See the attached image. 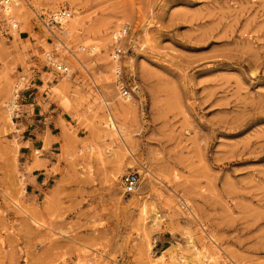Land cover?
<instances>
[{
	"label": "rangeland",
	"instance_id": "rangeland-1",
	"mask_svg": "<svg viewBox=\"0 0 264 264\" xmlns=\"http://www.w3.org/2000/svg\"><path fill=\"white\" fill-rule=\"evenodd\" d=\"M11 7L24 17L11 30L0 9V264H264V0ZM63 8L78 24L70 36L42 23ZM116 45L123 55L110 66ZM117 64L137 87L128 101L107 84ZM36 70L51 85L39 92L64 116L46 180L32 190L16 122ZM104 100L132 104L117 132ZM41 141L34 160L48 149ZM128 172L139 181L125 195Z\"/></svg>",
	"mask_w": 264,
	"mask_h": 264
},
{
	"label": "crops",
	"instance_id": "crops-1",
	"mask_svg": "<svg viewBox=\"0 0 264 264\" xmlns=\"http://www.w3.org/2000/svg\"><path fill=\"white\" fill-rule=\"evenodd\" d=\"M38 70L34 73V78L38 82H32L26 88L23 103L20 104V118L16 122V126L21 130L18 135L19 147L17 150V160L19 167L23 169L27 178V184L35 189V186L43 184L46 180L45 170L50 166L53 156V146L56 141L52 140L58 137L56 131L60 120L64 116L62 107H60L56 99L50 98L48 89L51 85L48 83ZM42 82L46 83L47 90L39 92V88L43 86ZM54 85V84H52ZM42 135H41V134ZM48 137L50 143L48 149L42 152L41 156L34 160V150H42V138ZM40 146V149L39 147ZM25 167H30L29 172Z\"/></svg>",
	"mask_w": 264,
	"mask_h": 264
},
{
	"label": "built area",
	"instance_id": "built-area-1",
	"mask_svg": "<svg viewBox=\"0 0 264 264\" xmlns=\"http://www.w3.org/2000/svg\"><path fill=\"white\" fill-rule=\"evenodd\" d=\"M13 4L16 5L17 0H0V9H3L6 6H11ZM70 16H71V13L69 12V10L63 8V9H59V10L52 12L49 15V17L47 18V20L45 22H42V23L46 28L54 27V28H57L58 30H60L61 27L63 26V23L66 22V20H68L70 18ZM9 23H10L9 28L11 30H15L17 28V23L14 21L13 18L11 20H9ZM127 30H128L127 27H123L120 30L119 34L114 36V40L117 41L122 36H124L126 34ZM0 34H1V31H0ZM122 55H123L122 47H120L119 45H116L113 48L110 57H111V60L118 62L119 59L122 57ZM52 66H54V69L59 74H66L67 73L68 68L63 64H53ZM115 77H116V80H115L114 84H115V89L117 90L119 97L124 101L131 99L132 96L134 95L135 89L137 87L134 84V82L128 83L123 78L122 69H121L120 65H118V64H117V69L115 71ZM17 96H18V94H17ZM17 96H16V98H17ZM14 112H16V110H14ZM17 116L18 115L15 114L12 117L16 118ZM138 181H139V176L136 172H128V173L124 174L121 177V188H122L123 194L130 195V194L134 193L135 190L137 189Z\"/></svg>",
	"mask_w": 264,
	"mask_h": 264
},
{
	"label": "bare ground",
	"instance_id": "bare-ground-1",
	"mask_svg": "<svg viewBox=\"0 0 264 264\" xmlns=\"http://www.w3.org/2000/svg\"><path fill=\"white\" fill-rule=\"evenodd\" d=\"M25 1V0H24ZM15 5V4H13ZM17 5V4H16ZM20 6V5H19ZM19 8V7H18ZM14 9L13 7L11 6H6L5 8L1 9L2 11L4 10V15L6 16V19L9 21L11 20L13 17H24V14H23V11L22 9ZM70 12V11H69ZM75 12V11H74ZM71 13V12H70ZM23 14V15H22ZM71 17V16H70ZM69 20V21H68ZM66 20V22L63 23V26L61 27V29L58 31V35H63V36H70L71 34H74V32H76V28L78 27L77 25V21L76 23L70 21V19ZM78 29V28H77ZM111 29V28H110ZM58 30V29H56ZM17 32H14V35H16ZM117 35V34H116ZM114 35V36H116ZM61 37V36H60ZM57 40H58V44L56 45V47L58 49H67L65 47V45L61 42V40L56 36ZM90 50H94V49H90ZM69 52V51H68ZM88 52V51H87ZM72 56V59L76 62V64H79L80 66L81 65V62H80V56L79 55H75L73 54L72 52H69ZM116 63V61H113L112 64L110 66H114V64ZM109 64V63H108ZM107 64V65H108ZM68 66V65H67ZM117 69V66H115V70H113V74L115 76V71ZM106 75V74H105ZM115 81L111 80L110 82H108L107 84L108 85H111L112 83H114ZM8 85V84H7ZM10 86V84L8 85ZM8 89V88H7ZM10 90V89H9ZM7 90V93H9L10 91ZM1 93V92H0ZM18 91L14 90L13 93H11V98L9 99V118L8 120L11 121V114H12V111H13V108L16 107V104L14 102V99L17 95ZM7 97V96H6ZM104 98H105V95H104ZM124 101V100H123ZM128 101V100H127ZM106 107V110L108 111V127L109 129L113 132H117L118 131V126L116 125V120H118L119 117H124L126 115H128L129 113H131V110H132V104L131 103H125V102H122L119 103V105L117 106H112V108H109L108 107V103L104 100V103H103ZM12 122V121H11ZM114 133V132H113ZM35 154H37L39 151L38 150H34ZM16 162V161H15ZM22 188V187H21ZM21 192L23 193V188L21 189ZM29 209V208H28ZM191 211V210H190ZM33 212V211H32ZM35 215V214H34ZM160 216L157 214V213H154V222L155 220H159ZM191 243V241L189 242V244ZM162 256H159L157 259H160ZM188 264H191V260L187 261Z\"/></svg>",
	"mask_w": 264,
	"mask_h": 264
}]
</instances>
